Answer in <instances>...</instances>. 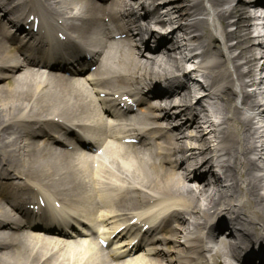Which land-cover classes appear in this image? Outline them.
Returning a JSON list of instances; mask_svg holds the SVG:
<instances>
[{
  "label": "bare ground",
  "instance_id": "1",
  "mask_svg": "<svg viewBox=\"0 0 264 264\" xmlns=\"http://www.w3.org/2000/svg\"><path fill=\"white\" fill-rule=\"evenodd\" d=\"M33 1L0 0V264L105 263L94 239L69 245L27 232L30 220L13 213L25 206L27 186L62 197L67 220L82 217L94 225L101 218L113 229L143 214L154 227L143 236L146 249L125 264H209L207 258L264 264V0H80L74 16L73 0ZM27 9L51 30L62 20L97 46L99 70L83 84L41 74L21 60L35 49L11 32V14ZM115 34L127 38L115 46ZM163 81L170 92L160 88ZM113 90L139 92L152 103L144 99L116 130L105 110L115 101L99 98ZM51 117L79 127L100 122L105 136L112 134L99 139L104 152L94 160L97 169L65 145L57 152L45 131L30 129ZM141 134L151 136L141 147L121 143ZM228 221L239 239L229 229L209 253L203 231H222Z\"/></svg>",
  "mask_w": 264,
  "mask_h": 264
},
{
  "label": "rangeland",
  "instance_id": "2",
  "mask_svg": "<svg viewBox=\"0 0 264 264\" xmlns=\"http://www.w3.org/2000/svg\"><path fill=\"white\" fill-rule=\"evenodd\" d=\"M137 1H142V0H137ZM164 1H165V0H164ZM177 1H178L179 3H182V1H184V0H177ZM150 45L153 46V45H155V44H154L153 42H151Z\"/></svg>",
  "mask_w": 264,
  "mask_h": 264
}]
</instances>
